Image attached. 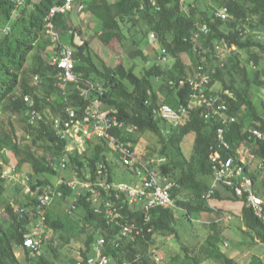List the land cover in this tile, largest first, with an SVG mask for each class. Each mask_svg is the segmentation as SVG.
I'll list each match as a JSON object with an SVG mask.
<instances>
[{
	"label": "trees",
	"instance_id": "obj_1",
	"mask_svg": "<svg viewBox=\"0 0 264 264\" xmlns=\"http://www.w3.org/2000/svg\"><path fill=\"white\" fill-rule=\"evenodd\" d=\"M63 1L0 0V205L4 203L1 206L5 210V215L0 216V264H71L72 261V257L63 255L60 250L64 243H68V238L62 234L66 223L59 216L53 217L52 212L48 214V223L52 230L57 233L60 231L59 238L64 242L56 245L52 238L46 242V251L41 250L34 255L31 249L24 246L25 236L33 225L32 212L35 209V202L29 195H27L28 200L24 202L12 203L3 200L7 192L5 184L7 180L3 177V172L10 164L5 156L6 152H11L14 156L15 163L11 165H15L19 171H28L32 183L52 182L42 175L57 174L58 170L55 167L63 168L61 162L65 158H67L65 168L78 171L81 176L91 172L93 177L98 160L103 159L111 172L110 178H116L113 161L108 154L107 142L93 140L88 143L87 150L80 154L78 151L68 152L66 141L56 136L52 118L64 116V108L67 104L79 108L78 111L81 112L86 102L85 98L80 96L78 83L69 84L68 102H66L57 87L55 77L57 70L49 64V61L46 62L43 56L39 55L40 60L28 70L30 55L36 44L45 36L47 14L53 6ZM154 1L160 9L156 8L153 0H93L87 6L88 11L100 23L97 32L100 38L105 43L115 41L114 49L118 44L124 47L129 38L128 34L131 35L132 43L136 47L131 53L132 58L141 57L145 61L149 60L141 42L150 41V34L154 32L157 36L154 40L158 51L166 47L174 60L171 69L167 68V64L157 65L155 60V63L146 67L140 75L136 73L135 65L126 67L123 62L113 66L99 65L98 56L88 39L77 44L72 35L69 46L75 51L79 84L83 86L90 81L96 86L102 85L106 88L104 94L100 96L104 108L123 122L121 129L116 131L117 135L127 141L131 149L142 158H165L160 167L162 172L176 183L173 197L179 209L155 207L148 211L141 205L126 206L124 212L127 219H136L144 226L145 231L144 235L139 236L135 241L121 240V245L116 247L113 242L120 234V227L107 224L103 216L94 212L91 202L82 198L79 207L83 209L84 215L81 217L83 225L80 233L84 235V239L81 242L79 255L84 258L92 252V244L100 236H104L108 240L105 252L112 257L113 264H160L154 258L156 254H161L154 249L156 235L168 233L179 238L177 210L189 217L205 211H225L223 206L216 202L228 199V196L224 197L220 190L214 196L215 209L207 206L203 199L213 178L210 161L211 154L217 148L218 124L207 121L201 109H194L177 127L171 126L153 114V108L159 102L177 106L186 100L187 89L177 90L168 84L171 78L194 72V69L191 71L184 63L183 53H194L196 57L194 66H196L199 61L209 64L208 60L211 61L212 54L210 48L214 42L222 41L229 46H235L234 56L232 54L222 67H216L217 72L212 85L219 81L222 88L217 92L222 93L225 90L231 92L230 95H224V98L227 100L230 113L238 117L237 123L227 133L234 154L243 147L249 148L251 156L259 158L264 165V139L248 138V128L243 113L244 109H248L256 121L254 126L264 130V115L259 114L250 90L252 84L263 87L261 75L264 68L258 69L256 76L251 80L244 64V59L249 56L254 59L256 67L264 60V55L261 54L264 53V42L258 41L257 37L249 33L250 28L257 32L264 30V0H218L222 6L229 8L234 18L221 20L214 17V12L211 15L203 12L200 21L196 20L193 11H185L184 0ZM66 15L67 13H60L54 17L59 32L60 21ZM204 23L209 25L210 33H201L195 40L199 25ZM225 25L228 29L224 28ZM7 27L10 30L5 32ZM194 43L200 46L198 52L193 49ZM49 44L54 43L49 42ZM52 52L47 50L49 57ZM242 53L245 54V58L241 57ZM232 70L242 76L244 88L237 84L234 77L231 82L227 81L226 73L232 74ZM37 75L41 79L39 83L33 82ZM161 78L166 79L163 85L168 89L162 101L154 88L155 81ZM95 93L96 91H93L92 95ZM175 93L177 101H170V96ZM26 96L33 99L35 107L45 116V120L37 125L31 124L26 116L29 108L25 101ZM7 112L12 116L19 115L27 121L23 137L20 138L18 135L13 120L3 117ZM134 125L138 127L139 133L152 132L157 135L160 146L149 145L145 151H142L137 138L127 131V127ZM165 129L170 130L168 134L163 133ZM190 133L195 134L194 152L187 157L183 152L182 142ZM40 142L44 144L42 154L34 149ZM115 160L118 162L116 158ZM246 167L248 169L249 165ZM250 174L257 185L256 174L252 172ZM223 190L230 192L235 201L241 204L242 217L247 228L256 232L264 242V221L248 207L244 198L234 194L230 189L223 188ZM258 192L264 193L260 190ZM69 196L71 191H66L64 199ZM210 227L211 230L202 243L182 245V251L173 257L171 262L164 263V258L163 264H206L211 257L219 258L224 264H231L232 260L221 250L220 232L215 229L214 224ZM17 251H21L25 257L24 262ZM250 264H264V258L253 256Z\"/></svg>",
	"mask_w": 264,
	"mask_h": 264
},
{
	"label": "built area",
	"instance_id": "obj_2",
	"mask_svg": "<svg viewBox=\"0 0 264 264\" xmlns=\"http://www.w3.org/2000/svg\"><path fill=\"white\" fill-rule=\"evenodd\" d=\"M82 1L64 0L63 3L53 6L45 18V33L54 43L49 64L57 70L55 74L57 87L68 102L69 84L78 83L80 96L86 100L81 112L78 111L79 108L67 104L64 108V116L52 118L53 128L56 136L66 141L68 152L78 151L82 154L87 150L88 143L93 140L107 142L108 154L109 152L113 154L119 163L131 171L134 179H131L132 181L111 179V172L103 159L97 162L95 177L91 172L81 176L78 171H72L73 179L61 178L58 182L44 184L32 183L31 175L17 170L15 165L7 167L3 177L7 181H16L24 185L26 193L35 202V209L32 212L33 225L24 239V246L31 249L33 255L40 253L43 245L50 240L52 229L48 223V214L55 202L64 199L66 191H71L70 203L66 209L68 215L74 214L79 208L80 200L85 198L91 202L94 212L104 217L107 224L120 227V234L113 242L116 247L121 245V240L135 241L139 236L144 235L145 231L139 221L127 219L124 212L126 206L141 205L148 211L155 207L179 209L173 197L176 183L164 174L160 167L165 158H142L136 154L130 144L117 135L116 131L121 129L123 122L117 116L111 115L103 106L100 96L104 94L106 88L102 85L96 86L90 81L83 86L79 84L75 51L69 44L63 42L61 33L56 29L54 17L60 13L71 12L75 3L79 4V11H82L84 9ZM155 3L153 0L156 8L160 9ZM214 17L221 20L234 18L227 6L217 9ZM6 29L10 30L9 27ZM198 29L195 40L201 33H210V27L206 23L199 25ZM150 38L156 39L157 36L152 32ZM225 44L228 49L235 48L226 42ZM193 49L195 52L200 50L198 43H194ZM169 59L168 49L162 47L157 52L156 64L165 65ZM216 72L217 68H211L209 64L199 61L194 66L192 74L169 79V86L177 90H188L186 100L177 106L159 102L153 108V114L171 126L177 127L194 109H201L207 121L217 123V148L211 154L210 161L213 178L203 199L207 206L215 209L216 192L220 188L230 189L234 194L244 198L248 207L264 221V193L258 192L255 181L246 167V159L242 157L240 150L234 154L232 144L227 138V133L237 123L238 117L230 113L229 105L224 98V95H230L231 92L225 90L219 93L212 85ZM39 82L41 79L37 75L35 83ZM93 91H96L95 95H92ZM25 101L29 105L26 116L31 124L37 125L45 120L43 112L35 107L30 96H26ZM135 130H138L135 125L127 127L128 132L132 133ZM169 131L165 129L163 133L168 134ZM247 133L249 139H264V130L257 126L249 128ZM66 159L61 162L63 168L66 167ZM55 169L59 170L58 167ZM107 243L106 237L100 236L92 244V252L86 258L79 256L76 264H113L112 257L105 252ZM154 258L158 263L163 264L162 254H156Z\"/></svg>",
	"mask_w": 264,
	"mask_h": 264
},
{
	"label": "rangeland",
	"instance_id": "obj_3",
	"mask_svg": "<svg viewBox=\"0 0 264 264\" xmlns=\"http://www.w3.org/2000/svg\"><path fill=\"white\" fill-rule=\"evenodd\" d=\"M88 3L89 1L83 2L84 9L82 11H79V4L75 3L73 5L72 11L69 12V14L67 13V15L60 21V32L64 43L71 44L72 35H74V41L77 44H80L83 40L88 39L91 41L93 50L98 56L97 63L99 65L107 64L109 66H113L120 62H123L126 67L135 65V71L140 75L143 73L146 67H149L155 63L158 47L154 39H150V41L148 42H141V46L143 47L145 54L149 57L148 61L143 60L141 57H131V53L135 51L136 47L135 45H133L132 37L128 34V32L127 34L129 38L128 41L125 42L124 47L121 44H118L114 49L113 47L115 41L111 43H105L97 33L100 29V23L88 11ZM184 3L185 11H193L197 21H200L203 12L211 15L217 9L222 7V4L218 0H184ZM224 28L228 29L227 25H225ZM6 31L8 32L7 29ZM249 31L251 35L257 37L258 41L264 42V30L257 32L256 30L250 28ZM49 42H52V39L45 33L44 38L36 44L34 51L30 55L28 70L31 68V66H33L40 60L38 59L39 55L43 56L46 62L49 61L50 57L47 54V50L49 49L53 51V49H51V47H53V44H49ZM235 49L236 48L228 49L226 47V44L222 41L214 42L210 48L212 54L211 61L208 60L209 66L211 68H216L219 66L222 67L224 62L230 59V56H232ZM205 51H208V49H205ZM261 54L264 55V53ZM241 57L245 58L246 56L244 53H242ZM182 58L184 63L190 68L191 71H193L194 62L196 59L194 53L185 52L182 54ZM244 60V64L248 69L249 78L253 80L258 69L264 68V60L258 67L254 65V59H252L251 56L245 58ZM173 63L174 60L170 57L168 63H166L167 68L171 69ZM233 77L237 80V84L239 86H241L242 88L245 87L242 81V76L236 73L235 70H232V74L226 73V79L228 82H231V79ZM165 80V78H161L159 80H156L154 84V88L159 94V99L161 101L168 93L167 87L163 85V83H165ZM261 81L264 83V72H262ZM33 82H35V77L33 79ZM221 88V82H216V84L214 85V89L220 91ZM250 88L251 98L257 106L259 114L264 115V85L263 87H258L255 84H252ZM177 99L178 98L176 93L170 96V101H177ZM243 113L246 118V128L249 129L251 127H254L256 121L253 114L248 109H244ZM3 117H5L7 120L11 118L15 124L18 135L20 136V138L23 137L25 129L27 127V121L19 115L12 116L10 112L5 113ZM132 133L139 141L142 151H145L146 147H149V145L157 147L160 146L159 137L152 132L139 133L137 130H135ZM194 141V133H190L184 138L182 142V148L185 156L190 157L194 152ZM43 145L44 144L40 142L39 145H37L34 149L39 154H42L44 151ZM240 152L242 157H244L246 161H248V163L251 165L253 172L258 178L256 185L258 190L264 192V165L259 158H256L254 155L251 156V151L249 150V148L247 149L243 147L240 149ZM109 155L111 157V160L113 161L112 164L114 166L115 177L118 180L130 181L132 178L131 171H129L121 163H118L114 158L115 156L110 152ZM5 156L10 162L7 167L11 166V163H15L14 156L11 152H6ZM42 177L47 178L52 182H58L61 178L73 179L74 174L68 168H59L57 174H46L42 175ZM5 184L7 187V192L5 198L3 199L5 202L10 201L12 203H17L16 201L24 202L28 200V194L26 193L24 185H21L16 181H7ZM222 194L224 197L228 196V199L216 202L218 203V205L223 206V209L225 210L224 212L205 211L189 217L186 214L184 215L181 211L177 210V229L179 232V238H176L174 235L168 233L156 235L154 249L164 255V263L171 262V260H173V257H175L182 251V245H196L199 242L202 243L207 238L211 230L210 226L213 224L215 229L220 232V235L222 237V242L220 245L221 250L227 258L232 260L231 264H250L253 256H260L264 258V242L259 238L256 232L247 228L242 217L241 204L238 201H235V198L231 196L232 194L230 192L224 191L222 192ZM69 203V197L55 202L51 206V215L55 218L59 216L60 219L64 223H66L65 230L62 234L68 238V243H64L60 247V250L62 251L63 255H69L70 257H72L71 264H76L75 261L80 256L79 249L82 245L81 242L84 239V235L80 233L83 225V220L81 219V217L82 215H84V211L79 207L74 214L68 215L66 209ZM3 204L4 203H1V205ZM1 205L0 216H3L5 215V210ZM50 234V239L54 238L56 245H60L64 242V240L59 238L61 235L60 231H58L57 233L52 230V233ZM46 249L47 243L43 245L42 252L46 251ZM17 253L21 260L24 262L25 257L23 256L21 251H17ZM206 264L224 263L217 257H211L206 261Z\"/></svg>",
	"mask_w": 264,
	"mask_h": 264
},
{
	"label": "crops",
	"instance_id": "obj_4",
	"mask_svg": "<svg viewBox=\"0 0 264 264\" xmlns=\"http://www.w3.org/2000/svg\"><path fill=\"white\" fill-rule=\"evenodd\" d=\"M84 1H89V3H91L93 0H83L82 2H84ZM247 165H249V168H248L249 171L252 172V173H254L253 170H252V168H251V165L248 163V161H247ZM219 190L221 191V193L224 192L223 188H220Z\"/></svg>",
	"mask_w": 264,
	"mask_h": 264
}]
</instances>
